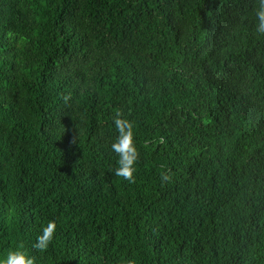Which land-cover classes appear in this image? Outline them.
<instances>
[{
    "label": "trees",
    "instance_id": "1",
    "mask_svg": "<svg viewBox=\"0 0 264 264\" xmlns=\"http://www.w3.org/2000/svg\"><path fill=\"white\" fill-rule=\"evenodd\" d=\"M256 4L0 0V257L264 264ZM116 109L135 123V183L113 174Z\"/></svg>",
    "mask_w": 264,
    "mask_h": 264
},
{
    "label": "clouds",
    "instance_id": "2",
    "mask_svg": "<svg viewBox=\"0 0 264 264\" xmlns=\"http://www.w3.org/2000/svg\"><path fill=\"white\" fill-rule=\"evenodd\" d=\"M254 13L257 21L254 31L264 35V0H257ZM62 99L65 103H68L71 100V94H63ZM112 120L117 135L111 144V150L118 157L117 166L113 174L124 181L135 183V165L140 158V152L135 140V123L125 118L123 111L120 109L114 110ZM160 176L162 182L171 180V176L166 171H162ZM56 230V221H49L43 226L41 233L37 236L33 248L42 253L46 252L55 239ZM0 264H36V257L30 255L21 243L0 257ZM119 264H137V260L132 257H122Z\"/></svg>",
    "mask_w": 264,
    "mask_h": 264
}]
</instances>
